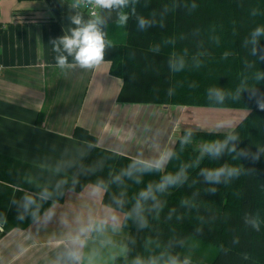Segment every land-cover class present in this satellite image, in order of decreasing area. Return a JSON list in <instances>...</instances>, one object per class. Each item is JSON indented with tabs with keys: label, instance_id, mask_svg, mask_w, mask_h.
Returning <instances> with one entry per match:
<instances>
[{
	"label": "trees",
	"instance_id": "1",
	"mask_svg": "<svg viewBox=\"0 0 264 264\" xmlns=\"http://www.w3.org/2000/svg\"><path fill=\"white\" fill-rule=\"evenodd\" d=\"M135 7L136 14L152 25L141 30L136 17L130 16L126 26H110L112 47L105 52L110 73L123 79L118 101L247 109L248 115L234 130L240 137L237 150L249 155L236 158L226 151L217 159L205 156L197 164L202 146L228 132L195 130L194 142L181 145L179 140L164 168L130 170V164L143 160L100 146L96 134L78 125L73 137L92 149L74 175L34 167L52 179L49 189L31 187L39 199L45 191L50 194L37 216L53 202L63 201L68 190L102 184L103 202L124 213L123 226L129 230L128 253L117 257L115 264H133L136 257H159L165 264L170 256L181 261L188 257L197 264H264V153L259 159L251 155L264 147V109L259 107L264 103V79H255L257 71L264 73V59L255 62L243 45L254 28L264 26V0H138ZM259 49L257 57L264 53V38ZM210 87L229 94L224 103L207 99ZM238 88L240 99L234 100L231 94ZM224 163L241 167V175L227 184L206 183L200 169ZM7 165L30 166L0 155V166ZM188 165V179L182 185L142 201L141 215L147 223L141 227L135 211L139 193ZM129 171L131 175L126 174ZM6 178L0 174V185ZM212 187L215 194L208 191ZM7 188L1 224L6 230L26 226L9 221L19 201L17 191L10 205L13 188ZM246 215L259 219V230L245 223Z\"/></svg>",
	"mask_w": 264,
	"mask_h": 264
},
{
	"label": "crops",
	"instance_id": "2",
	"mask_svg": "<svg viewBox=\"0 0 264 264\" xmlns=\"http://www.w3.org/2000/svg\"><path fill=\"white\" fill-rule=\"evenodd\" d=\"M73 5L68 0H0V65L4 67L0 73V155L30 165L0 166V174L7 177L1 181L13 188L10 205L18 191L19 203L9 221L26 225L6 230L0 222V264H61V254L89 219H107L108 225L84 239L80 264H115L117 257L127 255L129 230L123 226L124 213L103 202L104 188L95 195L92 183L81 191L68 190L63 201L53 202L37 218L22 207L25 195H34L41 206L46 203L35 197L38 194L31 187L49 189L52 179L34 167L76 173L92 149L91 144L73 137L76 126L96 134L102 147L146 162L162 161L164 168L187 130L185 124L197 127L194 131L229 132L217 125L228 122L234 129L249 113L241 108L120 102L123 79L110 73L107 60L91 70L61 71L55 66L57 53L51 41L74 26L71 17L77 13L85 20L91 18ZM99 14L106 21L103 30L109 39L116 14L106 10ZM147 115L153 122H138ZM4 185H0V215L10 194ZM49 209L51 219L46 216Z\"/></svg>",
	"mask_w": 264,
	"mask_h": 264
},
{
	"label": "clouds",
	"instance_id": "3",
	"mask_svg": "<svg viewBox=\"0 0 264 264\" xmlns=\"http://www.w3.org/2000/svg\"><path fill=\"white\" fill-rule=\"evenodd\" d=\"M137 3L138 0H75L73 6H93L94 9L106 10L109 13L115 12L116 24L119 26H126L130 16H135L138 28L143 30L150 27L153 21L136 14L135 5ZM192 7L194 8L195 5H192ZM71 23L74 26L70 28L66 34L51 41L52 50L57 53L55 56V66L61 71L75 67H79L84 70L94 69L104 62L106 50L112 47L111 40L107 38L108 34L103 30L106 21L98 11L94 10L91 13L90 19L85 20L81 14L77 13L71 17ZM161 26L163 25L161 24ZM262 38H264V26H257L250 32L249 36L246 37L243 42L244 47L249 49L248 54L252 57H256L255 62H258L260 59H264V53H261V55L257 57V53L260 51L259 41ZM69 57L72 58L71 63L69 62ZM252 63L253 62H249V65L252 66ZM171 66L174 68L177 67L174 63H172ZM180 66H182V63ZM255 79L257 81L264 79V73L257 71ZM240 91L241 89L238 88L235 93L231 94L232 99H240ZM228 95L229 94L225 93L222 89L216 87H210L207 90V99L215 104L224 103ZM259 107L264 109V103H259ZM217 126L220 128H229L230 131L223 139H215L204 144L200 149V155L196 162L197 164H199V161L205 156L217 159L220 158L226 151L229 154L234 153L236 158L249 155V153L244 149L239 151L237 150V142H239L240 137L228 122H220ZM193 135L194 133L192 129H187L180 139V144L184 145L191 143ZM260 153H264V147L259 148L257 153L251 154L252 158L259 159ZM171 155L172 154L169 155V159L171 158ZM161 163L162 161L159 160L155 163L134 161L129 165V169L148 171L154 167L159 168ZM137 165H143V167L137 168ZM187 167H191V165L181 167L176 173H169L165 175L155 186L148 185L139 193L135 211L140 220L141 227L146 226L147 223L141 215L143 210L142 201H147L149 199L155 200L157 192L163 193L170 187L182 185L188 179ZM241 171L242 169L239 166L224 163L215 168H201L200 175L204 177L206 183L218 185L221 183L227 184L234 178L239 177L241 175ZM126 174L131 175V171ZM102 188V184L96 185L93 189V195L98 194ZM216 190L217 189L215 187L208 189V191L213 194H215ZM49 196L50 194L45 191L41 194L40 199L46 200ZM40 206L41 205L33 196H24L22 204L24 212L32 210V215L35 218L39 213ZM52 215L53 212L49 209L46 212L47 218L51 219ZM20 218L22 219L23 216ZM111 220L113 222V228L115 229L116 217H111ZM245 223L259 230L260 222L257 217L246 215ZM107 225V219H89L87 224L82 225L78 229L76 234L72 237L69 247H67L61 254V264H80L83 257L82 249L84 247V239L93 231L103 232ZM133 264H160V258L149 257L145 260L144 258L136 257ZM165 264H192V262L188 257H185L181 261L176 256H170L166 260Z\"/></svg>",
	"mask_w": 264,
	"mask_h": 264
},
{
	"label": "rangeland",
	"instance_id": "4",
	"mask_svg": "<svg viewBox=\"0 0 264 264\" xmlns=\"http://www.w3.org/2000/svg\"><path fill=\"white\" fill-rule=\"evenodd\" d=\"M149 105H152V104H149ZM146 106H148V105H146ZM144 119H146V122H147V123H149L150 121L153 122L152 119H151V117L148 116V115H147V117L140 118L138 122L143 123V122H144ZM153 120L155 121V118H153ZM185 128H187V129H192V130H193L194 128H197V127L192 126V124H189V123H188V124H185ZM193 131H194V130H193ZM192 142H194V140H192ZM196 145H197V143H195V146H196ZM147 162H148V161H147Z\"/></svg>",
	"mask_w": 264,
	"mask_h": 264
},
{
	"label": "built area",
	"instance_id": "5",
	"mask_svg": "<svg viewBox=\"0 0 264 264\" xmlns=\"http://www.w3.org/2000/svg\"><path fill=\"white\" fill-rule=\"evenodd\" d=\"M68 1H70V2H72V3L75 2V0H68ZM80 7H81L86 13H88L89 15H91L92 11H94V10L99 12V10H98V9H94L93 6H84V5H82V6H80ZM3 69H4V67H3L2 65H0V73H2Z\"/></svg>",
	"mask_w": 264,
	"mask_h": 264
}]
</instances>
